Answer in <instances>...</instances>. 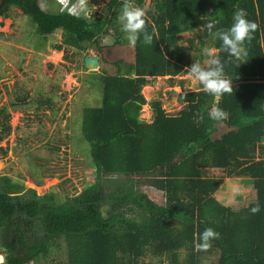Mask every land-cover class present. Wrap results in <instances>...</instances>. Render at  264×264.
Wrapping results in <instances>:
<instances>
[{"label": "trees", "instance_id": "1", "mask_svg": "<svg viewBox=\"0 0 264 264\" xmlns=\"http://www.w3.org/2000/svg\"><path fill=\"white\" fill-rule=\"evenodd\" d=\"M39 1L4 0L0 16L8 17L12 6L19 7L45 40L62 29L57 49H82L88 43L102 52V36L112 28L120 30L117 16L123 0H111L103 12L90 16L49 12ZM133 2L145 10L146 28L154 39L151 45L137 43L133 61L116 60V74L94 75L103 89L102 105L84 108L82 131L96 174L78 197L85 208L76 220L80 225L65 226L60 210L41 204L22 216L35 189L0 174L4 264H30L62 246L67 259L44 264H146L147 255L161 263L167 259V264H202L212 254L218 255L215 264H264V0H150L148 7L147 0ZM238 8L258 26L239 61L207 36L208 23L227 27ZM185 32L194 33L192 49H218L233 90L213 96L199 83L197 89L181 93L185 107L176 115L155 99L154 120L148 122L141 118L147 104L142 90L151 78L169 75L174 83L187 70L191 49L181 43ZM120 35L115 44H124V32ZM215 107L224 109L228 118L210 120L207 114ZM11 132L9 107L2 106L0 142ZM0 150L7 154L6 148ZM224 177L249 178L256 198L238 209L221 202L216 193ZM145 184L162 191L165 203L142 190ZM257 203L260 211L252 214ZM205 227L220 235L202 250L196 245ZM34 248L42 251L19 254Z\"/></svg>", "mask_w": 264, "mask_h": 264}, {"label": "rangeland", "instance_id": "2", "mask_svg": "<svg viewBox=\"0 0 264 264\" xmlns=\"http://www.w3.org/2000/svg\"><path fill=\"white\" fill-rule=\"evenodd\" d=\"M110 1L39 2L49 12L68 10L90 16L97 10L103 12ZM149 5L150 0H147L146 7ZM117 25L120 30L112 28L109 34L102 36V52L88 43H83L82 49L67 46L57 49L54 45L62 43V29L45 40L38 33L37 24L20 8L12 7L8 17L0 16V107H9L12 124L11 134L0 142V147L7 149V154L0 150V174H8L35 189L22 216L36 211L37 204H41L46 209L60 210L65 226L74 223L77 228L80 225H76V220L85 208L78 203V197L94 181L96 174L90 145L82 131L84 108L102 105L103 89L95 76L116 74V60L133 61L135 57L134 47L129 46L126 38L124 44H115L117 38L121 39L122 31L120 24ZM193 36V32H185L181 38V43L191 49L190 64L185 65V69L195 60L207 65L208 58L199 57L201 48L196 50L190 46L189 39ZM212 49L214 54L218 52V49ZM92 57L99 58V66H93ZM173 79L174 83H171L169 75L159 76L151 78V84L144 86L142 92L147 104L143 106L142 119L154 120L151 102L155 99L162 101L169 114H178L185 107L181 93L193 91L199 85V81L186 71ZM221 129L225 131L226 127L223 125ZM212 172L220 174L218 170ZM250 181L244 177H224L216 197L234 207L248 205L256 198V190ZM142 190L157 203H165L166 196L162 191L148 184L142 186ZM41 251L40 248L21 249L19 254ZM217 258V254H212L204 258L202 264H215ZM66 259V249L62 246L55 248L47 258L39 255L30 264ZM144 261L146 264H167V259L161 263L150 255L145 256Z\"/></svg>", "mask_w": 264, "mask_h": 264}, {"label": "clouds", "instance_id": "3", "mask_svg": "<svg viewBox=\"0 0 264 264\" xmlns=\"http://www.w3.org/2000/svg\"><path fill=\"white\" fill-rule=\"evenodd\" d=\"M117 19L121 30L126 34V40L131 47H135L138 42L151 45L154 34L146 28V12L137 6L133 0H123ZM256 22L249 20L245 9L238 8L233 12L231 23L227 27L214 28V23L207 24L208 39L220 42L221 49L234 60H241L247 55L246 42L251 40L252 34L257 29ZM201 55L208 58L207 65L197 60L187 68L191 74L202 85L204 91L213 96L229 93L233 90L232 81L225 73V61L220 56L214 54L211 47L204 46ZM208 118L212 121H223L228 118V113L215 107L208 112ZM203 117H201L202 119ZM260 211L259 203L255 204L250 212L256 214ZM219 232L212 227H205L199 234L197 248L206 250L210 247L213 239L219 238Z\"/></svg>", "mask_w": 264, "mask_h": 264}, {"label": "water", "instance_id": "4", "mask_svg": "<svg viewBox=\"0 0 264 264\" xmlns=\"http://www.w3.org/2000/svg\"><path fill=\"white\" fill-rule=\"evenodd\" d=\"M90 59H91V61L94 62V63H93V66H95V67L99 66L100 61H99V58H98V57H92V58H90ZM90 59L87 58V61H89Z\"/></svg>", "mask_w": 264, "mask_h": 264}, {"label": "built area", "instance_id": "5", "mask_svg": "<svg viewBox=\"0 0 264 264\" xmlns=\"http://www.w3.org/2000/svg\"><path fill=\"white\" fill-rule=\"evenodd\" d=\"M0 257H2V258H0V264H4L5 263V254L0 252Z\"/></svg>", "mask_w": 264, "mask_h": 264}, {"label": "crops", "instance_id": "6", "mask_svg": "<svg viewBox=\"0 0 264 264\" xmlns=\"http://www.w3.org/2000/svg\"><path fill=\"white\" fill-rule=\"evenodd\" d=\"M1 108V107H0ZM247 179V178H246ZM221 202H223L222 200H221ZM223 203H225V202H223ZM226 205H230V206H232L233 208H235V209H238V207H234L233 205H231V204H226ZM242 207V206H241ZM240 208V207H239Z\"/></svg>", "mask_w": 264, "mask_h": 264}, {"label": "flooded vegetation", "instance_id": "7", "mask_svg": "<svg viewBox=\"0 0 264 264\" xmlns=\"http://www.w3.org/2000/svg\"><path fill=\"white\" fill-rule=\"evenodd\" d=\"M3 1H4V0H0V5L3 3ZM12 7L19 8V7H17V6H12ZM12 7H11V8H12Z\"/></svg>", "mask_w": 264, "mask_h": 264}, {"label": "bare ground", "instance_id": "8", "mask_svg": "<svg viewBox=\"0 0 264 264\" xmlns=\"http://www.w3.org/2000/svg\"><path fill=\"white\" fill-rule=\"evenodd\" d=\"M0 258H2V257H0Z\"/></svg>", "mask_w": 264, "mask_h": 264}]
</instances>
